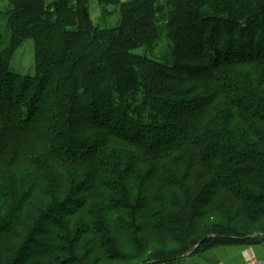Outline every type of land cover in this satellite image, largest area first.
<instances>
[{"label":"trees","instance_id":"16d2710c","mask_svg":"<svg viewBox=\"0 0 264 264\" xmlns=\"http://www.w3.org/2000/svg\"><path fill=\"white\" fill-rule=\"evenodd\" d=\"M92 1L6 0L0 264L264 245V0H95L104 28ZM163 36L168 62L136 52ZM29 40L35 75L11 73Z\"/></svg>","mask_w":264,"mask_h":264},{"label":"rangeland","instance_id":"374dc122","mask_svg":"<svg viewBox=\"0 0 264 264\" xmlns=\"http://www.w3.org/2000/svg\"><path fill=\"white\" fill-rule=\"evenodd\" d=\"M8 8L6 0H0V53L4 51L10 43L11 31L7 17L3 14ZM90 12L96 24L100 27H116L120 21L118 8L100 6L95 0L90 4ZM107 12H110L109 14ZM34 42L29 40L17 50L9 66V71L21 76H34ZM172 44L165 36L153 48L143 47L136 52L146 55L149 58L160 62H168L172 53Z\"/></svg>","mask_w":264,"mask_h":264},{"label":"crops","instance_id":"0c3cea01","mask_svg":"<svg viewBox=\"0 0 264 264\" xmlns=\"http://www.w3.org/2000/svg\"><path fill=\"white\" fill-rule=\"evenodd\" d=\"M248 254L264 264V245L222 246L169 264H246Z\"/></svg>","mask_w":264,"mask_h":264},{"label":"built area","instance_id":"2783aa9c","mask_svg":"<svg viewBox=\"0 0 264 264\" xmlns=\"http://www.w3.org/2000/svg\"><path fill=\"white\" fill-rule=\"evenodd\" d=\"M246 264H262V263L248 254V258H247Z\"/></svg>","mask_w":264,"mask_h":264},{"label":"water","instance_id":"95a60500","mask_svg":"<svg viewBox=\"0 0 264 264\" xmlns=\"http://www.w3.org/2000/svg\"><path fill=\"white\" fill-rule=\"evenodd\" d=\"M203 242H200L197 246H195V248H193L187 255L186 257H190L192 256L194 253H196V251L199 249V247L202 245Z\"/></svg>","mask_w":264,"mask_h":264}]
</instances>
